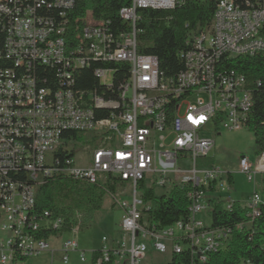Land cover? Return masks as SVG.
Instances as JSON below:
<instances>
[{"label":"built area","instance_id":"built-area-1","mask_svg":"<svg viewBox=\"0 0 264 264\" xmlns=\"http://www.w3.org/2000/svg\"><path fill=\"white\" fill-rule=\"evenodd\" d=\"M192 1L205 0H130L117 12L122 28L87 11L71 36L68 12L75 0H0V264L56 251L62 264H71L70 254L86 262L88 252L74 238L52 246L65 232H78L79 224L66 228L64 218L35 210L37 187L57 174L90 184L117 178L118 186L129 185L130 200L108 192L122 212L119 228L126 238L109 244L102 237L99 256L92 260L88 253L90 264L111 258L114 264H139L147 241L159 253L186 248L190 264H205L223 246L228 231L205 225L199 215H211L212 201L232 208L236 200L222 198L231 189L230 174L198 168L196 160L208 156L211 134L246 128L251 94L243 73L229 64L264 54V0L245 6L214 0L210 24L187 34L179 52L183 69L165 76L155 56L138 51L139 11L173 10ZM78 62L85 68L98 64L93 74L99 91L72 88ZM121 67L127 77L115 84ZM41 68L49 69L55 88L46 85ZM165 95H174V102L161 108ZM66 131L93 133L87 165L56 154L58 148L69 151L61 136ZM239 168L254 182L264 175V151L253 162L241 155ZM155 188L185 189L186 215L161 228L144 222L150 202L143 190ZM261 201L253 191L243 204L250 218Z\"/></svg>","mask_w":264,"mask_h":264},{"label":"trees","instance_id":"trees-1","mask_svg":"<svg viewBox=\"0 0 264 264\" xmlns=\"http://www.w3.org/2000/svg\"><path fill=\"white\" fill-rule=\"evenodd\" d=\"M130 0H75L74 6L68 12L70 20V35L77 31L82 18L90 11L95 19H109L118 28L123 27V22L117 17L118 10L129 4ZM258 0H240L245 6ZM215 8L214 0L200 2H187L173 10H140V21L137 27L141 33L138 51L153 55L157 58L159 70L168 77H174L183 69V60L179 56L184 48V42L189 30L201 31L211 21ZM264 38V27L261 31ZM3 34L0 32V46ZM98 64L91 63L88 68H77L73 74L72 88L80 91L98 90L100 83L93 74V68ZM243 73L246 79V88L252 98L248 112L246 128L253 133V146L255 153L264 151V54L259 53L251 57H242L229 64ZM121 67V74H117L116 83L127 77ZM39 75L47 77L46 85L55 88L48 68H41ZM45 85V86H46ZM77 132L66 131L63 138H77ZM93 141V138L91 137ZM57 155L61 157L73 156L71 150L63 151L58 148ZM230 174V173H229ZM230 183L232 175L229 176ZM119 184L117 178H105L95 184L75 180L61 174L47 179L36 189L35 210L42 212L48 210L53 217L59 216L67 221L66 228L79 224V231L87 228L96 211L102 208L108 192L115 193ZM144 198L150 202L144 222L154 224L161 228L175 222L187 213L188 200L185 189L172 188L167 195L157 196L153 189L143 190ZM262 201L259 213L253 218L247 215L244 205L235 201L232 208L226 210L220 201H212L211 228H223L228 231L223 246L211 254L205 264H264V189L261 192ZM99 256V251L94 250L91 258ZM196 261V257H192ZM25 259L16 264H25ZM115 258L103 264H114ZM171 264H190L191 257L184 250L170 258Z\"/></svg>","mask_w":264,"mask_h":264},{"label":"rangeland","instance_id":"rangeland-1","mask_svg":"<svg viewBox=\"0 0 264 264\" xmlns=\"http://www.w3.org/2000/svg\"><path fill=\"white\" fill-rule=\"evenodd\" d=\"M194 98H191V101ZM77 138L66 139L67 147L73 152V158L78 165H87L91 151L94 149L95 137L93 133H77ZM166 133H164L165 135ZM214 139V145L209 151V154L205 158H198L196 160L198 168H211L219 167L221 170L229 172L232 175V182L230 183L231 189L222 194V198L232 196V198L238 201L240 204H245L248 197L253 191L261 193L263 191L264 175H257L254 182H250L247 176L240 171L239 158L241 155L247 156L250 162H253L256 157L253 146V133L248 128H242L238 131H228L220 129L219 132L211 134ZM171 138H167L165 143H169ZM64 141V140H63ZM160 142H158L159 144ZM190 166V160L184 163L183 168ZM125 189L123 194H119L118 191ZM154 192L157 196L167 195L165 190L161 188H155ZM115 197L119 199L130 200L129 185L123 184V186L116 187ZM122 212L114 205L111 197L107 196L104 200L102 208L96 211L90 222V225L78 232L69 233L65 232L57 241L52 243L55 248L61 240L74 238L79 243L80 249L86 251V253L97 249L101 244L102 237H106L109 241L125 239L126 235L120 230L119 222L121 220ZM204 220V224L209 226L211 223V215H199ZM60 240V241H59ZM50 242H53L50 239ZM148 243V249L145 258L139 262V264H168L172 253L168 250L165 253H159L155 251ZM87 253V260L84 263H78L75 260V255L70 254L71 264H90V256ZM25 264H62L60 260V252L56 251L51 257L48 252H42L38 256L29 257L25 259Z\"/></svg>","mask_w":264,"mask_h":264},{"label":"bare ground","instance_id":"bare-ground-1","mask_svg":"<svg viewBox=\"0 0 264 264\" xmlns=\"http://www.w3.org/2000/svg\"><path fill=\"white\" fill-rule=\"evenodd\" d=\"M84 65L85 62H78V64H76V69L77 68L81 69L84 67ZM173 102H174V95H165L164 99H161V108H168V104H171ZM9 248H16V241H9ZM184 250H186V248H172V252L174 254L181 253Z\"/></svg>","mask_w":264,"mask_h":264},{"label":"crops","instance_id":"crops-1","mask_svg":"<svg viewBox=\"0 0 264 264\" xmlns=\"http://www.w3.org/2000/svg\"><path fill=\"white\" fill-rule=\"evenodd\" d=\"M112 242H113V240L109 241V244H112ZM100 245H101V244H100ZM99 247H100V246H99ZM99 247H98V248H99ZM98 248H97V249H98ZM97 249H95V250H97ZM92 251H94V250H92ZM172 254H173V253H172Z\"/></svg>","mask_w":264,"mask_h":264}]
</instances>
